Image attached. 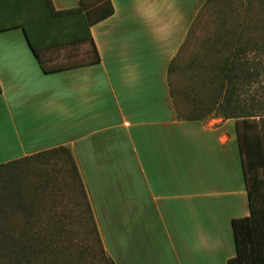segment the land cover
<instances>
[{"label": "crops", "instance_id": "1", "mask_svg": "<svg viewBox=\"0 0 264 264\" xmlns=\"http://www.w3.org/2000/svg\"><path fill=\"white\" fill-rule=\"evenodd\" d=\"M206 1L111 0L90 26L100 61L67 51L89 42L71 44L43 52L64 67L50 72L22 28L0 32V109L18 157L69 148L115 264H228L231 221L250 215L236 119L183 114L170 87Z\"/></svg>", "mask_w": 264, "mask_h": 264}, {"label": "trees", "instance_id": "2", "mask_svg": "<svg viewBox=\"0 0 264 264\" xmlns=\"http://www.w3.org/2000/svg\"><path fill=\"white\" fill-rule=\"evenodd\" d=\"M113 13L111 0H80L78 6L60 10L55 8L53 0H0V32L22 28L35 56L44 70L50 72L64 67H48L43 52L71 44L89 42L94 56L89 62H99L100 56L94 45L90 26ZM233 36V44L229 46L224 43L219 48L222 56L209 66L211 74H204L198 82L197 77L193 78L195 84L201 82L203 86L211 87L212 92L208 94L209 102L204 97L200 102L194 103L196 109L190 116L201 118L203 114L200 109L205 108L208 114L214 112L222 118L236 119L250 215L231 221L236 254L228 260V264H264V110H259V113L255 109L254 106L262 105L255 95L251 100V108H245L243 102L249 87L264 73V33L248 35L244 28H240ZM174 61L169 67L170 74L175 70ZM170 87L175 96L171 83ZM1 90L0 84V92ZM61 153L71 164L86 200L76 164L66 146L0 163V170L4 172L2 179L8 182L18 177L19 174L14 172L17 168L31 161L59 157L58 154ZM23 189L22 184L12 189L9 184L3 183L0 190V264H34V260L42 254L37 239L28 240L25 236L28 232L25 222L15 227L9 223L17 214L21 218L27 216L29 206L23 201ZM15 198L17 200L13 202ZM86 204L90 212L87 200ZM90 217L93 221L92 214Z\"/></svg>", "mask_w": 264, "mask_h": 264}, {"label": "rangeland", "instance_id": "3", "mask_svg": "<svg viewBox=\"0 0 264 264\" xmlns=\"http://www.w3.org/2000/svg\"><path fill=\"white\" fill-rule=\"evenodd\" d=\"M240 28H244L248 35L264 33V0L206 1L174 61L175 70L170 74L176 102L183 114L193 113L196 109L194 103L204 97L209 102L211 87L203 86L201 82L195 84L193 78L197 77L198 82L204 74H211L209 66L222 56L219 48L224 43L233 44V34ZM67 51L69 54L80 53L77 56L80 61L90 59L92 55L90 45L68 48ZM55 54H47L46 58H53ZM49 63L55 65L59 62ZM248 91L242 92L247 98H243L244 107H252L251 100L255 95L262 105L254 107L261 113L259 110H264V73ZM200 110L203 115L208 114L205 108ZM11 133L6 114L0 109V163L19 158L17 139ZM8 134L12 137L10 143ZM58 155L17 168L14 172L19 174L18 177L12 178L9 183L2 179L4 172L0 170V190L3 183L9 184L12 189L22 184L23 201L29 206L27 216L21 218L20 214L15 215L10 219V225L15 227L25 222L28 226L27 239L36 238L40 243L42 254L34 260V264H113L103 251L71 164L64 154ZM16 200L13 199V202Z\"/></svg>", "mask_w": 264, "mask_h": 264}]
</instances>
